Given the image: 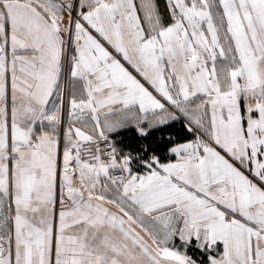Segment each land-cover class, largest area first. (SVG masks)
<instances>
[{
	"label": "snow or ice",
	"instance_id": "1",
	"mask_svg": "<svg viewBox=\"0 0 264 264\" xmlns=\"http://www.w3.org/2000/svg\"><path fill=\"white\" fill-rule=\"evenodd\" d=\"M0 264H264V0H0Z\"/></svg>",
	"mask_w": 264,
	"mask_h": 264
}]
</instances>
